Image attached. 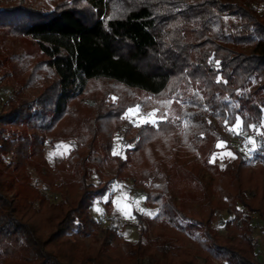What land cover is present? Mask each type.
<instances>
[{
  "label": "trees",
  "instance_id": "1",
  "mask_svg": "<svg viewBox=\"0 0 264 264\" xmlns=\"http://www.w3.org/2000/svg\"><path fill=\"white\" fill-rule=\"evenodd\" d=\"M0 81L13 88L0 110V264H264L247 214L264 221V148L255 164L239 150L210 162L213 118L264 121V0H0ZM149 100L158 126L129 122ZM61 140L72 147L51 164L47 143ZM116 177L157 210L138 214L136 240L92 213ZM196 200L208 206L191 212ZM219 201L227 237L212 223Z\"/></svg>",
  "mask_w": 264,
  "mask_h": 264
},
{
  "label": "rangeland",
  "instance_id": "2",
  "mask_svg": "<svg viewBox=\"0 0 264 264\" xmlns=\"http://www.w3.org/2000/svg\"><path fill=\"white\" fill-rule=\"evenodd\" d=\"M12 94L13 88L8 83L0 81V110L2 109L6 100ZM154 110L158 109L153 107L152 101L149 100L146 104L140 105L138 112H135L134 114L127 112L126 117L129 122L139 125L144 123L142 117H147L148 114L152 113ZM155 118L158 121L160 119L157 111ZM213 120L220 130V138L218 140V143L221 141H226V145L219 147L215 152V160L223 164L225 159L232 158L229 157L226 153L231 152L234 154V150H239L248 156L251 163L255 164V153L249 154L246 150H244V137L235 135L230 132L228 130V127H231L232 125H221L216 118H213ZM247 136L253 135L247 134ZM71 147L72 145L69 141L61 140L54 144L48 142L46 147V156L50 163L53 164L55 161H60L61 159L65 158L68 155ZM123 151L124 149L122 147V133L118 132L116 136L115 152L123 154ZM50 154L52 155L50 156ZM105 172L111 176H115V169L112 166H108L105 169ZM32 174L34 181L40 185L42 191L45 194L49 195L52 200L59 201L62 199V195L60 192L53 190L49 186L43 184L42 181L37 178L35 172H32ZM199 174L207 183L213 184L211 175L203 167L199 168ZM92 181L97 184L99 182L98 176L95 175ZM214 199L215 196L212 197V200ZM109 201L111 202V207L107 205ZM219 202V205L213 202V205L217 207V212L216 219L212 223L220 236L227 237L234 234L233 229L226 225V222L233 217V213L230 210L228 202ZM188 206L191 212L196 213L206 208L208 206V203L205 200H196L188 203ZM97 209H99V211H97ZM140 209H143L145 211H140ZM156 211V208H151L146 205L145 195L138 194L132 188L131 181H124L118 177H116L111 182L107 194L104 197L96 199L95 204L92 208V213L99 222L101 228H106L109 225H116L120 230L124 231L129 238L133 240H136L138 238V214L140 213L143 216L152 217L155 215ZM125 212L129 213V215L126 216ZM148 212H152L153 215H148ZM247 214L249 215V220L254 227L253 235L258 244V258L264 263V221L257 213L247 212ZM100 239H103V231H100ZM84 241L87 247H98L102 244V240L95 242L92 240V237L85 238ZM152 262L153 258L150 256H145L143 258V264H151ZM217 264L227 263L217 262Z\"/></svg>",
  "mask_w": 264,
  "mask_h": 264
},
{
  "label": "snow or ice",
  "instance_id": "3",
  "mask_svg": "<svg viewBox=\"0 0 264 264\" xmlns=\"http://www.w3.org/2000/svg\"><path fill=\"white\" fill-rule=\"evenodd\" d=\"M210 63L212 61H209ZM217 64L219 63L218 61L216 62ZM193 95H198V93H193ZM113 99L115 100L116 98L113 97ZM165 104L167 103H171V101H167L164 102ZM140 106L137 105L135 109H128L127 112L128 113H135L139 111ZM156 111L158 110H154L152 113H149L147 117H142L143 122L146 124H152L154 126H158L159 121L155 118L156 117ZM163 119H167V114H164ZM135 122V121H134ZM225 125L227 126V120H225ZM228 130L230 132H232L235 135H240L244 137V145L245 148L244 150H246L249 154L254 153L255 151L264 148V139H261L260 141H257L256 137L260 136V137H264V121H261L258 125H254V124H248L247 126H245L244 121L237 116L235 118V123L231 126L228 127ZM253 131L254 135L253 136H247V131ZM226 145V141H221L217 144V147H222ZM67 147V146H66ZM114 155L118 154L116 152L113 153ZM229 157H233L234 158V154L231 152L226 153ZM52 154H50L51 156ZM216 159V155L214 154L213 157L210 159V162H215ZM138 203V201H137ZM97 211H99V209H97ZM140 211H145L143 209H140ZM148 215H153L152 212H148ZM125 215L128 216L129 213L125 212Z\"/></svg>",
  "mask_w": 264,
  "mask_h": 264
}]
</instances>
